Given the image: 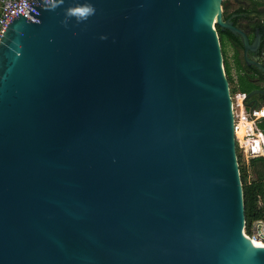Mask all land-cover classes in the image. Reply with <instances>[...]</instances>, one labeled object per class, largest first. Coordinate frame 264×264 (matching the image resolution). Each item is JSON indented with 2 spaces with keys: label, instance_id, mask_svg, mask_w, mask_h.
Masks as SVG:
<instances>
[{
  "label": "water",
  "instance_id": "1",
  "mask_svg": "<svg viewBox=\"0 0 264 264\" xmlns=\"http://www.w3.org/2000/svg\"><path fill=\"white\" fill-rule=\"evenodd\" d=\"M224 0H31L0 35V264H264L249 241ZM264 89L246 93L251 117ZM250 99V100H249Z\"/></svg>",
  "mask_w": 264,
  "mask_h": 264
},
{
  "label": "trees",
  "instance_id": "2",
  "mask_svg": "<svg viewBox=\"0 0 264 264\" xmlns=\"http://www.w3.org/2000/svg\"><path fill=\"white\" fill-rule=\"evenodd\" d=\"M249 5V10L254 11L257 8L264 7V0H242ZM228 0L223 1V7L227 9ZM225 12V11H224ZM223 12V14H224ZM229 15V14H228ZM228 15H226L228 17ZM221 47L223 54V63L228 78L229 83L232 82V77L230 73V66L225 59V51L223 49L225 41L231 44L234 50V64L238 71L237 85L230 88V93H249L253 89H257L258 85L254 81L256 76L260 80L264 77L256 69H251V67H246L243 60L239 58V48L241 44L239 43L238 37L231 34L229 31H224L217 27ZM255 133L259 140V147L263 153L258 155H250L248 162V169L251 171V178L248 179L247 169L243 164L240 153L237 151L239 171L243 190V202H244V212L246 220V231L249 230V225L251 221L257 219L264 220V120L255 123ZM253 242L263 243L258 240L250 238Z\"/></svg>",
  "mask_w": 264,
  "mask_h": 264
},
{
  "label": "built area",
  "instance_id": "3",
  "mask_svg": "<svg viewBox=\"0 0 264 264\" xmlns=\"http://www.w3.org/2000/svg\"><path fill=\"white\" fill-rule=\"evenodd\" d=\"M30 1L31 0H0V35L12 12ZM245 95L246 93L237 92L234 96H231V106L233 112L236 151L240 154H245L247 158H249L250 155H258L263 152L260 150L257 136L254 135L256 130L255 122L257 121L251 117L248 108L245 107L243 103ZM260 110H262V115H264V105ZM238 125L244 126V134L241 136L236 133V127ZM246 233L247 237L264 243V220L257 219L251 221L249 230L246 231Z\"/></svg>",
  "mask_w": 264,
  "mask_h": 264
},
{
  "label": "flooded vegetation",
  "instance_id": "4",
  "mask_svg": "<svg viewBox=\"0 0 264 264\" xmlns=\"http://www.w3.org/2000/svg\"><path fill=\"white\" fill-rule=\"evenodd\" d=\"M235 1L243 2V4L237 7L236 9H234L228 15V17H231V20L234 22V24L246 32L250 43H253L254 41L257 40L258 43H257L256 49L249 50L248 54L250 57H255L259 61L264 63V7L257 8L256 10L251 11L249 10V5L245 1H242V0H235ZM228 17L226 16V18ZM239 43L241 44V42ZM239 50L242 51V60L244 62V65L246 67H251L252 70L253 69L258 70L256 67L246 64L244 57H243L242 44ZM254 81L258 85L257 89H264V86L262 87L261 85V83L264 82V79L260 80L258 76H256ZM256 99L260 103L264 102V93L257 96ZM262 113L263 112L260 109L254 110V114L256 115V117H260Z\"/></svg>",
  "mask_w": 264,
  "mask_h": 264
},
{
  "label": "rangeland",
  "instance_id": "5",
  "mask_svg": "<svg viewBox=\"0 0 264 264\" xmlns=\"http://www.w3.org/2000/svg\"><path fill=\"white\" fill-rule=\"evenodd\" d=\"M243 4V2L240 1H235V0H228L227 3V9H225L223 7L222 4V9L224 12V17H226V15L230 14L234 9H236L237 7L241 6ZM223 49L225 51V59L228 62L229 66H230V73H231V77H232V82L229 83V88L236 86L237 85V76H238V71L235 67L234 64V50L231 47V44L227 41H225ZM239 58L242 60V51L239 50ZM262 87L264 86V82L261 83ZM236 93H231V96H234ZM234 99V98H233ZM250 100V99H249ZM260 103V102H259ZM264 103V102H262ZM257 123V122H255ZM236 133L238 135H243L244 134V126L243 125H238L236 127ZM251 240V239H250ZM258 243V242H255Z\"/></svg>",
  "mask_w": 264,
  "mask_h": 264
},
{
  "label": "crops",
  "instance_id": "6",
  "mask_svg": "<svg viewBox=\"0 0 264 264\" xmlns=\"http://www.w3.org/2000/svg\"><path fill=\"white\" fill-rule=\"evenodd\" d=\"M263 105H264V103H262V106ZM240 157H241V160H242L243 164L245 165V167L247 169L246 171H247L248 179H250L252 174H251V171L248 169L249 158H247V156L245 154H242V153L240 154Z\"/></svg>",
  "mask_w": 264,
  "mask_h": 264
},
{
  "label": "bare ground",
  "instance_id": "7",
  "mask_svg": "<svg viewBox=\"0 0 264 264\" xmlns=\"http://www.w3.org/2000/svg\"><path fill=\"white\" fill-rule=\"evenodd\" d=\"M253 115H254V111H253ZM254 117H256V116L254 115ZM248 239H249V241H251V242L254 243L255 245H261V246H264V243H255V242H253L252 240H250L249 237H248Z\"/></svg>",
  "mask_w": 264,
  "mask_h": 264
}]
</instances>
